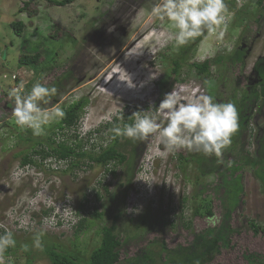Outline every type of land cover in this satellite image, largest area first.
Returning a JSON list of instances; mask_svg holds the SVG:
<instances>
[{
  "label": "rangeland",
  "instance_id": "1",
  "mask_svg": "<svg viewBox=\"0 0 264 264\" xmlns=\"http://www.w3.org/2000/svg\"><path fill=\"white\" fill-rule=\"evenodd\" d=\"M26 1L0 0V235L8 230L16 242L0 251V264H50L51 245L88 258L115 214L117 264H161L160 253L167 264H264V233L251 226L264 228V0H224L217 33L205 30L183 45L173 22L153 13L160 0H34L22 11ZM36 52L37 64H20L22 53ZM207 59L210 74H199L193 64ZM37 81L57 89L41 104L48 121L39 136L16 125L9 98L12 87L23 82L30 91ZM174 88L182 97L206 94L236 106L239 128L225 163L166 149L158 135L122 139L117 145L128 160L109 169L88 157L71 168L75 156L43 157L36 152L42 147L32 146L53 133L61 117L54 109L85 97L78 124L56 130L55 138L98 155L113 142L111 124L122 126L135 108L152 111ZM27 153L34 164H22ZM41 232L38 249L34 236Z\"/></svg>",
  "mask_w": 264,
  "mask_h": 264
},
{
  "label": "clouds",
  "instance_id": "2",
  "mask_svg": "<svg viewBox=\"0 0 264 264\" xmlns=\"http://www.w3.org/2000/svg\"><path fill=\"white\" fill-rule=\"evenodd\" d=\"M226 4L224 0H160L153 13L161 20L165 17L179 30L175 36L177 45L185 44L189 39L201 35L205 30L216 34L225 23ZM113 27L108 29L109 32ZM223 31L218 36L223 38ZM154 78V77H153ZM57 89L37 81L30 91H25L23 82L9 91L13 100L12 115L15 123L22 129H32L33 135L43 134V125L48 121V111L41 107L47 105ZM152 111H134L129 119L133 123L115 126L111 131L115 137H127L132 140H147L158 135L166 149L200 152L205 156H215L220 163L223 152L232 143V136L238 131V110L231 103H216L206 94L182 97L174 88L165 93L159 106L152 105ZM53 114L63 116V112L54 109ZM123 121V117L120 118ZM231 160L225 166L231 167ZM71 200V194L67 195ZM42 232L34 236V246L42 249ZM15 240L10 231L0 236V251L14 247ZM27 250V246H25Z\"/></svg>",
  "mask_w": 264,
  "mask_h": 264
},
{
  "label": "trees",
  "instance_id": "3",
  "mask_svg": "<svg viewBox=\"0 0 264 264\" xmlns=\"http://www.w3.org/2000/svg\"><path fill=\"white\" fill-rule=\"evenodd\" d=\"M34 0H28L24 3V7L21 8L22 11L26 10V8L30 5V3ZM50 3L55 5H66L69 3H72L74 0H48ZM260 3H263V0H259ZM264 6V4H263ZM37 11L34 9L32 11H29L30 15H33ZM13 27L17 34L21 35L23 33L24 23L22 21H18L13 23ZM41 53L36 52L33 54L30 53H22L19 57L20 64L23 65H31V64H37L41 58ZM223 56H218V59L216 62H222ZM175 66L172 68V72L175 74H178L180 63L178 60L174 61ZM193 66L196 67V70L199 74H205L209 75V70L211 67L210 60L207 59L203 62H195ZM88 99L85 97H81L79 99L74 100L71 104H69L67 107H65L62 112L63 116L60 117V120L57 122L56 127H54L53 133L51 135H48L47 137L44 136L41 139H38L32 146L39 145L42 148L40 150H36V152H39L42 154L43 157L46 155H56V157L60 159H68L69 157L75 156L77 160H74L71 168L79 165L81 158L88 157L90 160L94 161L97 164L107 166V169L109 164L113 161H118L119 163H125L128 160V156L126 153H124L122 150L118 148V143L122 139H126L127 137H115L113 138L112 144H110L107 148H105L100 154L94 155L91 153H87L86 151L80 150L77 151L76 147H72L69 144H66L65 141H58L55 138V135L57 134L56 130L62 131L66 127H72L76 126L79 122V118L81 115V112L85 105L87 104ZM138 108H135L134 111H138ZM132 114V113H131ZM131 114L126 115V121L123 123H133V119H129ZM111 126H120L117 123L111 124ZM114 133L112 132V137H114ZM30 139V138H29ZM79 146V145H78ZM185 160H188L187 157ZM36 160H34L31 156V154L27 153L22 159V164H34ZM84 205H80L79 209L77 210V213L80 214L83 210ZM197 215H204L202 212H200L198 209L195 211ZM93 215L100 216V212H92ZM206 214L212 215L213 214V208L209 206L206 210ZM119 218V214H115L113 218V222L111 224H104L102 226V235H101V241L98 247L92 250L91 254L88 258L81 257L79 255L72 254L71 252L66 251H60L53 245L49 246L46 251L48 258L50 259V264H117L119 263L121 259V245H122V239L120 238L118 234V226L117 221ZM85 218H81L79 224L77 225V230L83 229L85 225ZM251 226L253 227L255 233H259L260 231H263L264 228H262L260 225L256 224L254 221H252ZM2 236V235H0ZM163 247L167 249L166 245L163 244ZM218 249V247H217ZM216 249V250H217ZM12 250V247H7L4 249L5 253H9ZM32 260L29 258L28 262H31ZM159 261L161 264H167L166 261H164L163 255L160 253ZM251 264H259L256 262H253Z\"/></svg>",
  "mask_w": 264,
  "mask_h": 264
}]
</instances>
